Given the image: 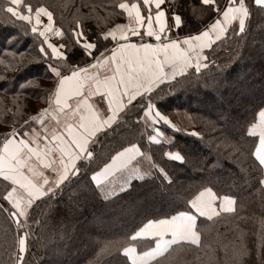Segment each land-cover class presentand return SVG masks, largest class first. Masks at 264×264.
I'll use <instances>...</instances> for the list:
<instances>
[{
    "label": "trees",
    "instance_id": "obj_1",
    "mask_svg": "<svg viewBox=\"0 0 264 264\" xmlns=\"http://www.w3.org/2000/svg\"><path fill=\"white\" fill-rule=\"evenodd\" d=\"M124 3H137L146 15L141 0H23L24 11L47 10L63 32L61 60L13 15L9 0H0V150L13 129L29 126L37 104L49 103L60 75L113 46L102 34L126 19ZM232 4L243 5L244 25H230L203 53L204 66L130 103L90 140L87 156L63 183L19 212L10 198L14 181L0 174V264H135L127 250L144 254L157 242L135 234L151 221L185 226V214L195 217L197 242L180 240L146 264H264V167L257 157L260 138L252 133L264 111V3L164 0L161 8L169 38H181L201 33ZM81 30L95 45L90 56L77 43ZM152 105L167 121L149 120ZM131 146L142 153L132 165L146 176L120 169L98 180ZM205 193L218 209L203 216L192 206ZM224 199L233 200L232 210H220Z\"/></svg>",
    "mask_w": 264,
    "mask_h": 264
},
{
    "label": "crops",
    "instance_id": "obj_2",
    "mask_svg": "<svg viewBox=\"0 0 264 264\" xmlns=\"http://www.w3.org/2000/svg\"><path fill=\"white\" fill-rule=\"evenodd\" d=\"M141 2L146 8V15L142 13L137 3L130 5V12L124 8V6H128L129 4L124 3L122 7L126 10L129 18L131 17L134 22L136 18L138 21L141 20L143 22L142 25H145V31L154 34L155 24H153V21L155 23L159 22L157 16L164 13L161 8L164 0H141ZM204 2L208 3L210 0H204ZM238 6L240 10L243 11L244 7L242 4H232L226 8L212 24L201 33L193 36L169 38L167 37L169 36L168 34L161 37L159 40H147V42H145L147 44L142 48H135L133 45L127 44L130 43L128 41L117 43L116 46L112 48L114 49L112 53L116 54L119 51H124L129 54L130 60L121 64V66L115 65V68L111 69L110 74L102 76L94 82L96 95L98 99L99 97L102 98V100L99 99L96 101L100 104L98 106L91 100H86V98L81 99L82 94H79V86L77 88V84H75L77 79L75 75H73L76 73L73 72L62 77L63 79L56 92L54 106L56 109H60L63 115H66L65 119L67 121L62 117L64 123L61 129L62 131H59V135L61 136L59 142L57 146H54L53 144H48L45 139L43 144L31 146L30 149L32 148L35 154L38 152L42 154L40 151L45 150L46 155L44 157H34L33 160V165H35L37 161L44 167V170L40 174L39 172H34L35 175H33V173L31 175L28 172L29 177L26 176L25 172L22 170L23 172L19 176V178L28 179V183L36 189L34 192L39 189V194H34V198H31L30 202L41 198L54 187L63 183L64 180L75 171L79 160L87 156L90 140L103 129L112 126L130 103L134 102L140 95L151 91L163 82L170 81L177 77L178 74L175 73V70L178 68L179 74L185 73L189 68H196L193 65L195 57H200L199 60L204 58V55L202 56L201 54L209 49L214 42L221 39L229 29V25L239 19L240 10H238ZM157 10H161V12H158V14L154 16L153 14ZM160 22L164 24V18ZM174 24L176 27L180 26L181 20L179 17L176 16L174 18ZM123 37H126V35L120 36L119 38ZM134 41H141V39L139 38L138 40V38H135ZM121 44H126V46L123 45L120 47ZM110 50H108V52ZM170 68L174 69V73L171 76L167 73ZM97 82L99 87L98 85L96 86ZM75 99H78L80 102L73 105L72 101ZM71 110H73V114ZM9 141L10 138L6 140L1 149V156H3L6 147L9 151L5 156L6 164L0 165V171L3 170V172H7L6 170H9L12 174L14 164L20 153L17 150H10L11 144ZM51 143H54V139ZM48 149L53 150V152H49ZM138 151L141 150L137 146H131L122 151L114 160L115 162L122 160L125 166H128L142 155V153L139 154ZM114 160L111 163H113ZM20 169H22V167ZM33 169H35V166H33L32 171ZM120 169V167L117 168V170ZM29 170L31 171L30 167ZM41 176H45L46 179L39 181L37 177ZM11 200L13 201V199ZM13 202L16 203L15 201ZM15 206L18 209L24 207L17 206L16 204ZM160 222L161 223H155L154 225L156 227L171 228L173 231H181L180 224L175 222V220H161ZM183 232L186 233V231ZM171 239L172 238L167 239V245L158 240L154 249L158 245L160 254H164L176 243L172 242L173 240L170 242ZM151 251L152 250L136 257L135 260L137 263L146 264L154 259L155 257L152 259L150 257Z\"/></svg>",
    "mask_w": 264,
    "mask_h": 264
},
{
    "label": "rangeland",
    "instance_id": "obj_3",
    "mask_svg": "<svg viewBox=\"0 0 264 264\" xmlns=\"http://www.w3.org/2000/svg\"><path fill=\"white\" fill-rule=\"evenodd\" d=\"M10 2V11L13 13V15L21 19L25 22H27L31 28L32 31L37 33L41 38L44 40L45 45L47 49L49 50L50 54L55 59H61L64 60L66 58V45L62 41L63 39V32L61 29H59L58 26L54 25L52 20V15L45 9H38L36 13H31L28 11L23 10V0H9ZM260 2L264 3V0H260ZM124 8L130 12V5L124 6ZM122 7L124 12L126 13V19H118L115 23L111 24L110 27L102 34V37L111 38L113 41V46L110 48H114L117 43H122L124 41H128L130 43H127L129 45H133L135 48H142L144 45H146L147 40H159L161 37L169 34L168 29V21L166 18V12L164 11L163 14L157 16V20L159 22H154L153 24L155 27L154 34H150L148 31H145V25H142L143 22L141 20L138 21L136 18V21L134 22L131 17L129 18L127 16L126 10ZM239 8V6H238ZM240 10V8L238 9ZM160 11H156L153 15L156 16ZM164 18V24H161L160 21H162ZM246 19V11L243 8V11L240 10L239 19L235 20V22H238L241 24V26L244 25ZM233 22V21H232ZM231 22V23H232ZM166 24V25H165ZM230 26V25H229ZM143 27V28H142ZM163 31V32H162ZM125 36L123 38H119L120 36ZM169 37V36H167ZM135 38L141 39V41H134ZM76 39L77 43L86 49L88 55L90 56L94 50V43L92 40L89 39V36L83 32V30L78 31L76 33ZM126 39V40H125ZM126 44H121L123 46ZM109 49V50H110ZM121 49V48H120ZM114 49L103 52L97 58L93 59L90 63L83 65V66H76L70 73H76L75 78L77 79L75 84H77V88L79 86V94L81 93V99L86 98V100H91L93 103L100 105L98 101L99 99L102 100V98L97 97L95 88H94V82L102 77L110 74L111 69L115 68V65L121 66V64L127 62L130 60L129 54L124 51H119L116 54L112 53ZM203 56V53L201 54ZM200 57H195L193 65L196 68H201V66H204V58L199 60ZM52 69V68H51ZM174 69L170 68L168 70V75L171 76L174 72ZM179 75L178 71L175 70ZM52 72L59 75L58 70L52 69ZM70 73L66 75H60L56 81V85L54 88V91L51 94L50 101L47 105L37 104L35 106V115L33 119L30 121L28 127H26L22 132H18V129H13L12 133L13 135L10 137V150L15 151L17 150L20 155L18 156L14 168L12 170V174L9 172V170H6L7 172H3V170L0 171V174H2L3 177L6 178H12L13 180V186L14 190L10 192V198L15 201L17 206H28L30 204L31 198H34V194H39V189L34 192V187L30 185L27 178H19L20 174L24 171L26 176H28V172L32 175H35V173H42L44 170V167L36 161V164L33 165L34 157H44L45 150H41L40 152L42 154L34 153L32 151L31 146L43 144L45 139L48 144H53L54 146H57V143L59 142V138L61 137L59 135V131H62L63 123L66 115H63L61 113L60 109H56L54 106L55 102V96L56 92L59 88V85L61 83L62 77L69 75ZM101 81V80H100ZM99 82V81H98ZM98 82L96 83V86L98 85ZM53 85V82H43V85L41 87L50 88ZM81 86V87H80ZM99 87V85H98ZM81 88V89H80ZM77 102H80L78 99H75L72 101L73 105H76ZM73 114V110H71ZM55 113V114H54ZM147 116L149 120H153L156 122V120L159 118L161 121H167V119L158 112L157 108L155 106L148 107ZM48 116V119L44 121L42 124L39 123V120L43 116ZM154 116L158 118H154ZM64 119H63V118ZM66 120V119H65ZM150 120V121H151ZM67 121V120H66ZM152 121V122H153ZM252 133L255 135H258L260 138L259 145L257 148V157L264 167V111L261 112L259 116V122L258 124L252 129ZM54 139V143H51V141ZM3 148V147H2ZM9 151V149L6 147V150L1 156L0 152V165L6 164L5 156L6 153ZM49 152H53V150L48 149ZM140 154L141 151H138ZM137 159V158H136ZM133 161V160H130ZM133 163L129 164L128 166H125V164L122 162V160H119L117 162L111 163L107 168H105L104 171H101L99 174H97V179H105L110 177L111 174H114L115 171H117V168H121V170L125 171L128 176L134 175V178H143L145 177V172L143 169L140 168V166L136 163L135 166L132 165ZM35 166V169L32 168ZM22 167V169H20ZM29 167L31 168V171L29 170ZM73 167V166H72ZM23 170V171H22ZM35 172V173H34ZM29 177V176H28ZM39 181H43L46 179L45 176L37 177ZM133 178V177H131ZM67 179V178H66ZM65 179V180H66ZM121 189L117 188V191ZM214 205V207H213ZM212 205V198L210 194H203L201 197L196 198L193 200V208L196 211L197 214L206 216V214L215 213L218 209L215 204ZM221 211L224 210H232L234 208L233 206V200L232 199H224L221 203V206H219ZM19 212H23V210H19ZM208 216V215H207ZM184 218L188 219L187 221H184V225L181 222H178L175 220V222L179 223L181 226V231H173L171 228H163V227H156L154 224L161 223L160 221H151L149 224L145 225L142 229H140L136 234L135 237H148V238H157V241H162L163 244L167 245L168 241L167 239H170V242H177L180 240H187L189 239V242H197V234L194 231L193 232V224L195 217L191 214H185ZM174 222V223H175ZM183 231H186L184 233ZM24 249V242L21 244V250ZM150 257L156 258L160 254L159 246L154 249H151ZM150 251V250H149ZM127 255L129 259L135 263L138 264L135 260L136 257H139L141 254L137 253V251L134 248H129L127 250ZM142 257V256H141ZM146 257V256H144Z\"/></svg>",
    "mask_w": 264,
    "mask_h": 264
},
{
    "label": "water",
    "instance_id": "obj_4",
    "mask_svg": "<svg viewBox=\"0 0 264 264\" xmlns=\"http://www.w3.org/2000/svg\"><path fill=\"white\" fill-rule=\"evenodd\" d=\"M48 119V116H43L40 120L39 123L42 124L44 121H46Z\"/></svg>",
    "mask_w": 264,
    "mask_h": 264
}]
</instances>
